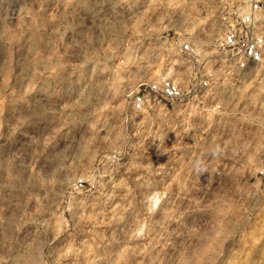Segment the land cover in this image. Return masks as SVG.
I'll return each instance as SVG.
<instances>
[{"label":"rangeland","instance_id":"374dc122","mask_svg":"<svg viewBox=\"0 0 264 264\" xmlns=\"http://www.w3.org/2000/svg\"><path fill=\"white\" fill-rule=\"evenodd\" d=\"M222 1L0 0V264H264V60L132 110Z\"/></svg>","mask_w":264,"mask_h":264},{"label":"built area","instance_id":"2783aa9c","mask_svg":"<svg viewBox=\"0 0 264 264\" xmlns=\"http://www.w3.org/2000/svg\"><path fill=\"white\" fill-rule=\"evenodd\" d=\"M263 19L264 0H223L214 18L215 33L210 43L195 45L191 37H177L171 42L181 58L195 59L198 65L191 83L184 85L174 76L156 82L142 81L131 94L132 110L142 112L156 102L188 108L219 84L214 68L224 70L225 76L232 79L233 75L261 64L264 60ZM207 47L212 49L211 57L204 61L200 51ZM260 174L264 177V168Z\"/></svg>","mask_w":264,"mask_h":264}]
</instances>
